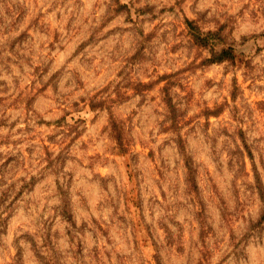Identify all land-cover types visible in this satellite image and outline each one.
<instances>
[{
  "label": "rangeland",
  "instance_id": "1",
  "mask_svg": "<svg viewBox=\"0 0 264 264\" xmlns=\"http://www.w3.org/2000/svg\"><path fill=\"white\" fill-rule=\"evenodd\" d=\"M0 264H264V0H0Z\"/></svg>",
  "mask_w": 264,
  "mask_h": 264
}]
</instances>
